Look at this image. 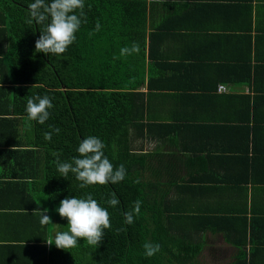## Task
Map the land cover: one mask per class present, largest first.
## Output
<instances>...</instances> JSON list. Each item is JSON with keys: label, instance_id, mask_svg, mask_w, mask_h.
Segmentation results:
<instances>
[{"label": "trees", "instance_id": "trees-1", "mask_svg": "<svg viewBox=\"0 0 264 264\" xmlns=\"http://www.w3.org/2000/svg\"><path fill=\"white\" fill-rule=\"evenodd\" d=\"M153 1L85 0L86 22L76 33V41L56 56L35 49L44 24L30 17L28 5L34 0H0V22L11 25L14 43L7 58L8 75L1 81L9 85L1 87L11 94L10 103L6 110L0 108V116L27 120V100L35 95H48L53 104L45 124L29 119L31 137L26 147L30 149L22 150L24 172L35 180L30 199L32 226L41 225L38 210L47 208L44 214L57 223L53 228L41 226L48 228V238L53 239L54 230H67V218L56 210L60 201L73 196L83 198L88 193L110 213L111 228L104 230L100 245L91 246L81 239L76 247L64 250L53 243L49 245L52 264H198V256L210 245L208 234L212 238L220 235L236 248L233 259L226 264H253L246 251L254 249L248 236L250 225L254 226L242 212L245 204L230 199L232 187L228 181H224L228 186L215 182L211 172L192 177L172 173L179 165L162 163L158 157L154 161L151 151L136 149L141 138L152 139L154 134L182 141L180 124L166 121L157 105L153 107L157 97L168 95L161 92L166 90L162 85L167 79L153 73L154 65L150 63ZM97 22L100 30L89 36ZM133 42L139 43V53L120 56V49ZM246 74L245 81L250 78L249 69ZM207 88L203 92L210 93L208 104L216 105L219 96L213 92L217 86ZM243 96L248 99L247 94ZM49 125L60 131L46 140ZM90 135L102 139L104 154L115 166H125L123 181L81 188L75 174L69 172L67 179L60 176L57 158L71 162L79 156V143ZM248 140L246 135L240 148L247 149ZM234 151L247 157L249 150ZM227 153L221 154L226 168L231 161ZM113 193L120 201L115 207L107 204ZM136 200L142 201L140 214L134 223L125 224L124 213L133 209ZM146 242L158 243L160 251L146 257Z\"/></svg>", "mask_w": 264, "mask_h": 264}, {"label": "crops", "instance_id": "crops-1", "mask_svg": "<svg viewBox=\"0 0 264 264\" xmlns=\"http://www.w3.org/2000/svg\"><path fill=\"white\" fill-rule=\"evenodd\" d=\"M153 2L150 63L154 65L153 73L167 79L162 85L166 90L161 92L168 94L157 97L153 107L157 105L166 121L180 124L178 134L182 141L154 134L152 139L141 138L136 149L151 151L154 161L158 157L162 163L179 165L172 173L192 177L211 172L215 182L228 186L224 182L228 181L232 187L230 199L245 204L242 212L254 226L248 229L254 244L252 252L246 251L248 258L253 264H264V0ZM9 25L0 22L3 110L11 95L5 89L9 86L7 81L6 85L1 82L8 75L7 58L14 44ZM246 69L251 74L245 81ZM219 84L226 86L225 91L217 90ZM207 87L216 88V105L208 104L210 93L203 92ZM142 90L146 91V87ZM246 135L249 147L240 148ZM30 137L29 118L0 116V264L53 262L46 242L48 228L32 226L34 210L30 199L35 180L24 172L22 152L30 149L26 147ZM240 149L249 150L248 156L234 151ZM223 152H230L228 168L222 164ZM52 223L48 226L53 228L57 220ZM208 242L210 255L207 253L205 258H213V264H226L233 259L236 248L220 235L212 238L208 234Z\"/></svg>", "mask_w": 264, "mask_h": 264}, {"label": "clouds", "instance_id": "clouds-1", "mask_svg": "<svg viewBox=\"0 0 264 264\" xmlns=\"http://www.w3.org/2000/svg\"><path fill=\"white\" fill-rule=\"evenodd\" d=\"M28 8L31 19L37 24H44L35 42L36 51L44 54L58 56L65 53L76 41V33L79 32L81 25L86 22L85 0H34ZM100 28L101 25L97 22L94 31L89 32V36L94 35ZM139 51V43L133 42L130 47L124 46L120 49V56L138 54ZM118 58L114 56V59ZM51 108L53 104L48 95L43 97L35 95L27 100L26 113L30 120L43 125L50 118ZM49 128L51 130L45 133L46 140H51L53 132L58 134L60 131L52 125H49ZM104 148L105 144L101 138L90 135L79 143L77 148L79 156L73 157L71 162H60L57 158V171L66 179L69 172L75 174V178L81 182V188L123 181L127 174L125 166L123 164L115 166L104 154ZM135 182L139 183V180ZM119 203L115 193L107 201L112 207ZM141 205L142 201L136 200L133 209L124 213L125 224L134 223L135 217L140 214ZM56 210L62 218H67V230L55 231L54 242L53 239H46V242L48 245L54 243L59 249L74 248L81 239H85L88 245L98 246L103 241L104 230L111 228L110 213L93 198L91 193L83 198L66 197L60 201ZM38 211L42 226L52 223L51 217L44 214L48 212L47 208ZM143 247L146 257H151L160 251L158 243L146 242Z\"/></svg>", "mask_w": 264, "mask_h": 264}, {"label": "rangeland", "instance_id": "rangeland-1", "mask_svg": "<svg viewBox=\"0 0 264 264\" xmlns=\"http://www.w3.org/2000/svg\"><path fill=\"white\" fill-rule=\"evenodd\" d=\"M210 248L211 247L208 245V252H207V250L205 248L203 250V252L201 253L202 255L198 256V264H210V262L212 264L215 263V260H213V258H211V257L205 258L207 253H208V255H210Z\"/></svg>", "mask_w": 264, "mask_h": 264}, {"label": "built area", "instance_id": "built-area-1", "mask_svg": "<svg viewBox=\"0 0 264 264\" xmlns=\"http://www.w3.org/2000/svg\"><path fill=\"white\" fill-rule=\"evenodd\" d=\"M225 89H226V86L223 85V84H219V85L217 86V90H218L219 92L225 91Z\"/></svg>", "mask_w": 264, "mask_h": 264}]
</instances>
